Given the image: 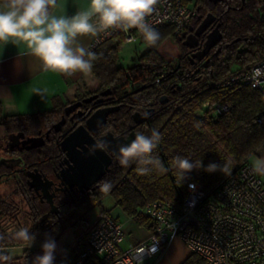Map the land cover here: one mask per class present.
Instances as JSON below:
<instances>
[{
    "label": "trees",
    "instance_id": "16d2710c",
    "mask_svg": "<svg viewBox=\"0 0 264 264\" xmlns=\"http://www.w3.org/2000/svg\"><path fill=\"white\" fill-rule=\"evenodd\" d=\"M195 8L201 17L214 15L221 34V50L198 70L184 57L181 68L177 70L174 69L175 60L169 62L163 59L157 46L169 35L175 37L182 52L185 50L179 35H174L173 28L167 24L154 27L161 33L160 41L139 53L130 66L119 64L121 37L108 39L92 50L96 59L91 72L100 86L121 94L128 82L137 81L139 87H145L130 93L138 88L133 87L128 92L127 97L130 102H135L134 106L145 105L156 101V98L168 99L165 105L157 107L147 125V135L156 129L162 137L153 155L160 158L168 171L161 173L154 170L148 175H139L135 163L127 168L114 163L100 180L110 181L111 190L105 193L97 184L95 188L73 196L61 195L57 200L59 215L47 210L46 215H39L41 220L30 229V233L36 236L35 242L42 244L46 237L55 240L64 225L75 226L78 223L85 228L81 234V239H84L88 228L84 214L93 206H99L105 195H110L116 205L140 225L149 228L147 219L136 217L138 208L144 202L158 198L179 201L188 182L200 183L207 191H212L260 145L264 139V127L257 122L264 106L261 94L246 85L219 84L229 74L248 67L264 56V0H196ZM193 20L191 23H194ZM157 78L159 82H156ZM219 100L228 104L227 110L218 113L212 106L204 105L205 102ZM63 106L64 103L57 99L49 110L0 116V126L6 130L38 127L45 118L55 120ZM131 110L125 115L126 111L119 109L116 121L125 116L126 124ZM176 156L201 160L203 167L193 169L181 181L172 164ZM210 163L220 166L227 163L230 171L206 172L204 168ZM8 206L7 214L11 210ZM40 206H37L39 210ZM104 212L101 210L100 214ZM18 243V246L29 249L27 242L18 240ZM76 253L77 249L73 248L67 257L54 264H71ZM0 255L10 257L5 250H0ZM202 263L200 257L191 254L182 264ZM0 264L11 263L9 260L0 261Z\"/></svg>",
    "mask_w": 264,
    "mask_h": 264
},
{
    "label": "built area",
    "instance_id": "2783aa9c",
    "mask_svg": "<svg viewBox=\"0 0 264 264\" xmlns=\"http://www.w3.org/2000/svg\"><path fill=\"white\" fill-rule=\"evenodd\" d=\"M154 12L146 18L152 27L170 25L180 35L196 16L197 9L184 0H159ZM121 37L123 43L143 40L137 29L119 28L100 32L89 44L94 50L102 42ZM264 69V56L246 68L229 74L220 86L240 84L257 90L264 100V76L254 87L255 69ZM159 78L156 82H159ZM215 112L228 109L226 102H205ZM264 127V106L257 116ZM264 151V139L253 153L242 160L214 190L188 182L179 201L158 198L144 202L136 217L148 220L147 240L123 246L121 223L107 211L89 226L85 246L76 253L71 264H141L163 253L180 238L191 254L202 264H264V176L253 172L251 156Z\"/></svg>",
    "mask_w": 264,
    "mask_h": 264
},
{
    "label": "flooded vegetation",
    "instance_id": "af4514ba",
    "mask_svg": "<svg viewBox=\"0 0 264 264\" xmlns=\"http://www.w3.org/2000/svg\"><path fill=\"white\" fill-rule=\"evenodd\" d=\"M207 16V23L199 34H196L197 27ZM193 21L194 23L189 24L179 35L185 50L182 52L180 49L176 55L175 70L181 68L183 57L189 59L198 70L206 66L221 50V38L216 36L217 32L219 33V22L216 21V17L214 15L201 17L197 12ZM184 41L188 45H185ZM136 82H128L121 94H115L111 88L102 87L99 84L95 89L82 90L64 103L55 120L49 121L45 118L38 127L6 130L1 126L3 132L0 133V250L6 251L8 248L17 247L19 243L14 233L21 228L30 230L37 224V221L41 220L40 214L45 213L46 215L48 210L52 214L59 215L57 200L61 195L73 196L82 192L76 186L69 187L64 184L58 177L60 171L67 166L60 142L77 126L85 125L86 118L94 111L104 107H118L107 116L106 121L97 128L96 132H92L95 139L103 138L109 144L107 153L112 160L105 168L104 175L114 163H119L116 153L119 145L124 144L123 141L128 135L135 136L136 133L147 135V125L155 110L158 106L165 105L168 99L155 97L156 101L145 105H132L135 102H130L127 94L133 89L131 83L135 88L139 87ZM106 90H109L108 93L102 94ZM93 96L95 97L91 100L85 101ZM119 109H124L125 115H128L129 110L132 109L130 120L125 122L126 124H124L125 116L116 121ZM144 113H148L147 118L144 117ZM62 119L63 122L58 126L57 123ZM30 139L34 140L30 141ZM33 171L39 172L43 177L52 181L49 192L52 195L56 212L51 211L50 198L30 186L31 179L28 173ZM98 182L83 192L95 188ZM7 205L11 208L8 214ZM38 205H41L40 210L39 207L37 208Z\"/></svg>",
    "mask_w": 264,
    "mask_h": 264
},
{
    "label": "clouds",
    "instance_id": "9594fccd",
    "mask_svg": "<svg viewBox=\"0 0 264 264\" xmlns=\"http://www.w3.org/2000/svg\"><path fill=\"white\" fill-rule=\"evenodd\" d=\"M159 3V0H89L87 10L79 11L71 17L56 15L57 0H0V43H23L30 54L37 57L46 71L58 72L63 76H73L75 73H90L96 54L86 48L81 37L97 36L108 29L119 28L123 31L135 28L145 44L149 47L157 45L161 33L147 23ZM264 76V69H255L251 77L255 87ZM46 90L36 89L35 93L43 95ZM148 117V113H144ZM158 130L153 129L150 135L136 133L128 144H121L117 150V159L122 167L137 165L139 175H148L156 170L161 173L168 169L154 150L161 142ZM96 149L108 151L109 144L101 138L95 140L90 151ZM181 181L193 169L203 167L201 160H191L176 156L172 161ZM204 170L212 173L217 170L222 173L230 171L228 164L223 166L210 163ZM253 172L264 176V158L257 159L253 164ZM101 191L107 193L112 183L107 180L98 182ZM179 186V185H178ZM17 240L27 242L31 247L36 236L28 228H21L14 233ZM42 255L33 258L32 264H54L57 244L51 237L41 244ZM10 257L0 255V261L7 262Z\"/></svg>",
    "mask_w": 264,
    "mask_h": 264
},
{
    "label": "crops",
    "instance_id": "0c3cea01",
    "mask_svg": "<svg viewBox=\"0 0 264 264\" xmlns=\"http://www.w3.org/2000/svg\"><path fill=\"white\" fill-rule=\"evenodd\" d=\"M184 2L189 7H195L196 0ZM88 6L89 0H57L54 13L71 17L79 11L87 10ZM95 37L89 35L79 39L88 48ZM85 75L86 73L78 72L68 77L58 72L46 71L39 59L32 56L23 43H0V116L49 110L57 99L65 103L80 92V86L85 84ZM36 89L46 90L44 96L35 93ZM101 210L107 211L121 223L124 230L123 244L126 247L148 239L149 228L127 215L110 195H105L101 200L96 219ZM84 246L85 238L78 236L74 249L78 252ZM190 255L189 249L178 238L176 244H170L163 253L146 259L141 264H182Z\"/></svg>",
    "mask_w": 264,
    "mask_h": 264
},
{
    "label": "water",
    "instance_id": "95a60500",
    "mask_svg": "<svg viewBox=\"0 0 264 264\" xmlns=\"http://www.w3.org/2000/svg\"><path fill=\"white\" fill-rule=\"evenodd\" d=\"M208 21V16L202 20L200 25L197 27L195 33L199 34L201 29ZM184 35H182L183 37ZM218 38H221L220 32L216 34ZM185 45H188L187 42H183ZM190 46V45H189ZM131 86L134 87L133 83ZM145 86H140L130 93L137 92L143 89ZM109 90L102 92V94L108 93ZM95 96L86 99L89 101ZM78 105V104H77ZM118 107H104L97 109L85 120V125H79L67 135L64 136L60 142V147L64 152L66 163V168L62 169L59 173V178L61 181L68 185L69 187L76 186L80 191L89 189V187L97 183L105 173V168L110 164L112 157L103 150L96 149L94 152L90 151V147L95 143V139L92 136V132H96L97 128L103 124L107 116L116 110ZM62 121L58 122L57 125H61ZM135 136L132 134L128 135L123 143L128 144L133 140ZM34 139H30L33 141ZM32 146H34L32 144ZM31 179L30 186L34 188L35 191L44 193L50 198L51 211L56 212V207L52 201V195L49 192V189L52 185V181L47 177H43L39 172L33 171L28 173Z\"/></svg>",
    "mask_w": 264,
    "mask_h": 264
},
{
    "label": "rangeland",
    "instance_id": "374dc122",
    "mask_svg": "<svg viewBox=\"0 0 264 264\" xmlns=\"http://www.w3.org/2000/svg\"><path fill=\"white\" fill-rule=\"evenodd\" d=\"M147 47L148 46L143 41L122 43L120 50H118L119 64L124 67L130 66L133 63L134 59L139 55V53L145 51ZM157 50L162 55L164 60L170 62L175 60L176 55L179 53L180 46L176 42L175 37L173 35H169L157 46ZM83 83L85 84L84 86H80V92L85 89H95L99 84L92 72L86 73ZM2 132L3 129L0 126V133ZM260 158H264V151H260L257 155L251 156V162L254 164V162ZM98 212L99 206L96 205L84 214V218L87 221L88 228L89 225H91L96 219ZM84 230L85 228L81 223H78L75 226H63L62 233L57 239H55V242L57 244L55 261L61 260L68 256L71 249L76 246V239L78 238V236H81ZM176 240H178V238H176L171 244H176ZM123 246L126 247L125 244H123ZM6 251L10 255L11 264H25L26 262L32 263L34 257H36L37 255H42L41 244L37 242H34L32 246L29 247V249L25 246H17L8 248Z\"/></svg>",
    "mask_w": 264,
    "mask_h": 264
}]
</instances>
